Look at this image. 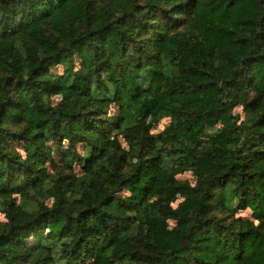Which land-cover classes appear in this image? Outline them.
<instances>
[{"label": "trees", "instance_id": "trees-1", "mask_svg": "<svg viewBox=\"0 0 264 264\" xmlns=\"http://www.w3.org/2000/svg\"><path fill=\"white\" fill-rule=\"evenodd\" d=\"M0 212V264H264V0H0Z\"/></svg>", "mask_w": 264, "mask_h": 264}, {"label": "rangeland", "instance_id": "rangeland-1", "mask_svg": "<svg viewBox=\"0 0 264 264\" xmlns=\"http://www.w3.org/2000/svg\"><path fill=\"white\" fill-rule=\"evenodd\" d=\"M50 73H52L54 76H61L63 73V70L61 67H57L54 69L50 70ZM63 97V91L59 90L57 93H55L53 96L50 97L49 103L52 106L57 105ZM234 115H237L241 120H243L244 118V112L243 109L238 107L234 110ZM169 120L168 119H164L162 121H156L154 119H149L148 120V124H150V133L152 135H158L160 134L168 125H169ZM216 130V129H215ZM122 142V141H121ZM123 144V142H122ZM13 146L18 150V152H21V145H17V144H13ZM124 146V144H123ZM81 148V147H80ZM79 151L82 153V149ZM76 173H79L78 169L75 170ZM175 179L179 182H187L189 184H191L192 186L195 184V179L192 175V173L187 172V173H183L180 174L178 176L175 177ZM46 198H39L40 202H44L45 205L50 206L52 204V197L50 194H47L45 196ZM15 198V206L16 207H20L21 210L17 213V217L19 218L22 215V211H28V212H32L34 209L33 205H26V203H23V201L18 198L17 196L14 197ZM182 202V199L180 197H177V200L175 203H173L172 207L176 208L180 203ZM243 219L245 221H250L251 220V214L248 211H244V212H239L236 214V219ZM7 223V217L6 214L4 212H0V225H5ZM167 229H172L173 227H175L177 224L176 222L172 221V220H167L165 223ZM25 244H27L29 247H34L37 245L36 240H28L27 242H25Z\"/></svg>", "mask_w": 264, "mask_h": 264}]
</instances>
